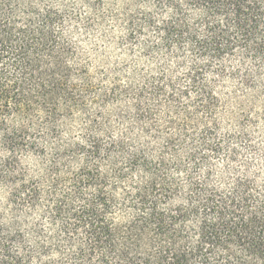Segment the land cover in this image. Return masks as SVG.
I'll return each mask as SVG.
<instances>
[{
  "label": "trees",
  "instance_id": "1",
  "mask_svg": "<svg viewBox=\"0 0 264 264\" xmlns=\"http://www.w3.org/2000/svg\"><path fill=\"white\" fill-rule=\"evenodd\" d=\"M0 264H264V0H0Z\"/></svg>",
  "mask_w": 264,
  "mask_h": 264
},
{
  "label": "rangeland",
  "instance_id": "2",
  "mask_svg": "<svg viewBox=\"0 0 264 264\" xmlns=\"http://www.w3.org/2000/svg\"><path fill=\"white\" fill-rule=\"evenodd\" d=\"M111 25L105 26L104 30L95 28L89 32H81L80 39L82 41V47L88 53L90 60L93 63V67L111 69L115 66H122L125 63L133 64L134 62H137L142 67L149 61L155 63L154 59H146L145 57L140 56V51L137 48L133 51L130 47L117 46L114 43H111L109 37L104 38V35L108 34L115 36H120L122 34L121 31L117 30V28L111 27ZM113 30L114 32L112 33ZM234 91L235 86L232 82L229 83L224 94L233 97Z\"/></svg>",
  "mask_w": 264,
  "mask_h": 264
}]
</instances>
